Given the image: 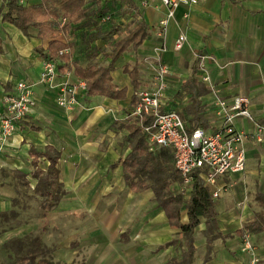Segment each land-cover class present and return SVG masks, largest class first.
<instances>
[{"label":"crops","instance_id":"obj_1","mask_svg":"<svg viewBox=\"0 0 264 264\" xmlns=\"http://www.w3.org/2000/svg\"><path fill=\"white\" fill-rule=\"evenodd\" d=\"M8 1L0 0V113L3 97L14 91L19 80L34 84L36 105L9 141L0 144V213L12 208L6 195L10 192L9 180L15 179L24 187L30 185L41 197L40 208L47 215L44 222L51 231L57 226L56 214H62V219L65 216L68 224L82 214L94 221L97 229L89 236L97 244L92 245L88 259L95 257L96 264H248L251 256L242 251L239 231L264 215V143H257L250 134L253 122L241 117L236 120V126L250 134L244 142L246 169L226 174L216 188L210 189L211 196L220 190L217 198L212 197L220 235L206 236L202 219L195 230L192 255L180 230L170 226L153 189L138 191L127 182L124 160L131 146L124 123L134 106L133 97L153 86V63L158 53L171 72L163 109L178 108L189 126L183 111L191 93L182 85L193 73L197 52L217 58L220 66L208 62V70L219 95L248 96L254 118L264 122V0H199L194 6H180L165 36L159 34V21L167 9L160 0H85L88 16L68 34L58 37L71 43L72 60L77 63L96 60L107 65L113 44L135 27L138 19L147 23L150 34L138 48L130 46L115 62L112 74L120 88H126L124 98L88 96L84 92L79 96L81 105L72 109L60 106L56 100L63 71L58 70L57 86L41 82L44 60L37 48L46 49L50 38L40 39L34 28L26 34L4 21L2 14L8 10ZM42 1L19 0L24 5ZM117 9L131 17L129 25L117 19ZM182 31L188 40L177 52L174 42ZM163 45L167 50L155 53ZM127 64L138 68L137 85L125 70ZM197 77L209 88L200 97L208 128L199 127L214 132L220 126L214 111L216 95L199 70ZM77 79L73 72L70 80ZM156 148L160 147L153 150ZM48 151L57 154L54 165L45 154ZM42 181H49V185L41 186ZM175 188L182 191L183 185L176 184ZM55 189L62 195L58 202L42 196V191ZM113 195L120 198L119 207ZM111 208L114 211L108 214ZM33 220L23 223L27 226L23 238L34 231ZM182 222H188L186 212L182 213ZM127 224L131 232L125 231V235L120 227ZM63 226L68 227L66 223ZM250 235L255 255L264 264V230ZM77 240L87 241L85 236ZM45 242L53 249L51 243Z\"/></svg>","mask_w":264,"mask_h":264},{"label":"trees","instance_id":"obj_2","mask_svg":"<svg viewBox=\"0 0 264 264\" xmlns=\"http://www.w3.org/2000/svg\"><path fill=\"white\" fill-rule=\"evenodd\" d=\"M87 16L88 10L85 0H43L36 5H24L19 0H9L8 10L2 14V19L13 23L26 34H29L30 30L34 28L37 30V37L40 39L50 38L46 49L37 48L40 56L43 60L57 62L60 71L72 70L79 79L84 80L86 82V95H101L114 99L124 98L126 88H120L112 74L116 68L115 62L130 46L136 49L144 42L150 34L149 26L143 19H138L135 27L113 44L108 52L111 60L107 65L96 60L87 64H80L72 60L71 43L58 37L60 34H68L75 24ZM64 49L69 50L62 53ZM97 53V51L94 52L93 57L96 58ZM198 62L199 60L196 58L190 79L182 85L183 90L191 93L190 103L185 106L183 111V116L187 117L189 121L190 129L199 126L208 128L200 97L209 88L197 77ZM125 70L129 72L133 83L137 85V66L127 64ZM137 101L138 97H133L134 105ZM148 121V119H144V123ZM124 126L129 131L126 137L131 146V152L124 160L125 168L128 171L125 174L127 182L138 191L153 189L159 206L169 219L170 226L180 230V234L185 237L189 254L192 255L195 249L193 246L195 230L201 224L202 219L205 220L206 236L218 237L220 235L214 201L210 189L201 178L200 169L193 172L192 182L188 187L189 192L175 190L176 184L182 185V179L175 166L173 150L160 147L151 151L150 142L143 130V122L140 120L128 119ZM45 154L49 155L52 165H54L58 158L57 154L49 151ZM42 184L47 186L49 181H42L41 186ZM41 193L42 196H49L56 202L62 196L58 189L51 192L47 191V193L42 191ZM187 194L188 196H186ZM183 212L187 213V223L182 222ZM15 214L14 211L0 213V217L9 218ZM263 230L264 215H261L258 220L245 225L239 232L242 235L245 232L252 234ZM10 245L15 246L18 250H26L25 255H21L16 260L17 264H33L37 258L35 257L36 254L40 255L36 264H58L49 259L53 252L52 249L37 237L14 239L10 241Z\"/></svg>","mask_w":264,"mask_h":264},{"label":"built area","instance_id":"obj_3","mask_svg":"<svg viewBox=\"0 0 264 264\" xmlns=\"http://www.w3.org/2000/svg\"><path fill=\"white\" fill-rule=\"evenodd\" d=\"M24 0H20L23 2ZM167 9L166 15L159 21L161 36L167 34L170 21L174 18L180 6H194L199 0H160ZM145 5L149 3L144 1ZM185 31L179 33L174 42L173 49L180 51L187 43ZM69 49L62 50L68 52ZM163 45L160 51H166ZM198 70L203 80L215 92L214 111L220 120L219 128L214 132L206 131L202 127L190 129L182 115L176 110H164L167 78L170 68L158 55L159 65L154 75V83L150 88H144L138 93V101L128 114L129 119L143 122V130L150 142V148H171L174 153L175 166L181 174L182 192L189 191L192 175L200 169V175L205 185L211 189L218 186L219 179L228 173L242 172L247 165V152L245 140L251 134L253 139L264 143V122L257 121L250 109L251 100L248 96L236 95L224 98L211 83L208 62L218 64L215 56L208 53L197 52ZM58 64L55 61L44 60L42 64L41 82L49 87H55L59 76ZM72 70L63 72V81L58 84L57 103L65 108H74L81 105L79 96L86 91V82L82 79L70 80ZM36 100L34 84L28 80H19L12 92L3 97V110L0 113V144L9 141L19 123L24 121L34 110ZM246 118L253 122V130L249 134L236 126L238 118ZM144 119H148L144 123ZM220 190L212 192V197L217 198ZM242 251L251 256L248 264H261L255 255V245L251 235L243 233Z\"/></svg>","mask_w":264,"mask_h":264},{"label":"rangeland","instance_id":"obj_4","mask_svg":"<svg viewBox=\"0 0 264 264\" xmlns=\"http://www.w3.org/2000/svg\"><path fill=\"white\" fill-rule=\"evenodd\" d=\"M115 12V11H114ZM117 19L121 21L124 25H129L131 21V17L129 15H124L119 13V9L116 10ZM160 52V48L155 49V53ZM162 58V55H161ZM163 60V59H162ZM154 69L157 70L159 65L158 53L157 58L155 59ZM219 65V63L217 64ZM220 66V65H219ZM156 72V71H155ZM211 76V75H210ZM212 85V78L211 83ZM180 113V110L177 108L176 111ZM10 184L7 187L9 189L8 202L12 205V208L9 210L16 213L14 216H9V218L0 217V263L4 264H17L16 260L21 256L25 255L26 250H18L15 246L10 245V241L14 239H22L24 236V231L27 229L23 223H27L34 219L36 224L32 226L31 231H33L30 236L27 237H37L39 238L45 245L47 241L51 243L52 246V254L49 259L53 263L58 264H96V258L88 259V255H90L89 250L92 249L93 244L95 243V239L89 236V233L97 229V226L94 224V221L86 216H80L79 218H75L73 220V228L68 224L69 222L65 220V216L62 219V214H56V224L54 230L51 231V226L46 225L44 222L47 215L40 208L41 197H39L34 190L31 189L30 185L24 187L19 181L15 179H10ZM22 185V186H21ZM2 194L0 192V199ZM116 197L117 204L120 202V198L118 195H113L112 198ZM2 201H5L4 199ZM1 202V201H0ZM120 206L119 204L117 205ZM114 209H110L108 214H111ZM7 212V213H9ZM33 220V221H34ZM62 221V222H61ZM33 223V222H32ZM63 223H66L67 226H63ZM45 224V225H44ZM130 226L122 225L120 227V231L123 233H130L131 230H128ZM73 229V231H72ZM128 231V232H127ZM77 233L80 235L77 236ZM125 233V235H127ZM83 234V235H82ZM79 238H77V237ZM85 239L87 240L85 243L79 241L77 239ZM89 246V247H88ZM40 255L36 254L37 257L34 260L33 264H36L40 257Z\"/></svg>","mask_w":264,"mask_h":264}]
</instances>
